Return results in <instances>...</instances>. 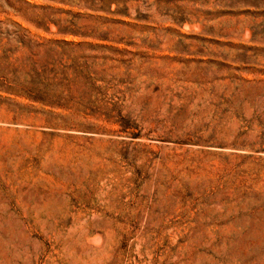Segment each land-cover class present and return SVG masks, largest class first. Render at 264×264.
I'll list each match as a JSON object with an SVG mask.
<instances>
[{
    "label": "rangeland",
    "instance_id": "obj_1",
    "mask_svg": "<svg viewBox=\"0 0 264 264\" xmlns=\"http://www.w3.org/2000/svg\"><path fill=\"white\" fill-rule=\"evenodd\" d=\"M0 264H264V0H0Z\"/></svg>",
    "mask_w": 264,
    "mask_h": 264
}]
</instances>
